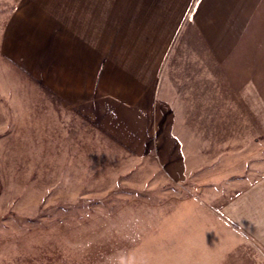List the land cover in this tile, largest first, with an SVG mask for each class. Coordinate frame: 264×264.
<instances>
[{
	"label": "rangeland",
	"instance_id": "obj_1",
	"mask_svg": "<svg viewBox=\"0 0 264 264\" xmlns=\"http://www.w3.org/2000/svg\"><path fill=\"white\" fill-rule=\"evenodd\" d=\"M60 2L0 0V264H264L226 214L264 177V31H250L264 14H243L241 47L217 55L191 12L148 113L68 111L11 58Z\"/></svg>",
	"mask_w": 264,
	"mask_h": 264
},
{
	"label": "crops",
	"instance_id": "obj_2",
	"mask_svg": "<svg viewBox=\"0 0 264 264\" xmlns=\"http://www.w3.org/2000/svg\"><path fill=\"white\" fill-rule=\"evenodd\" d=\"M149 3L147 6L144 1L137 4L129 0H61L58 14L40 15L43 39L32 44L27 38L31 28L25 25L29 21L18 15L16 37L22 40L24 31L27 40L25 49L20 46L11 58L23 62L61 109L70 111L95 101H108L144 114L154 107L172 39L191 12L194 17L206 16L203 43L207 48L218 47L217 55L224 52L222 47H241L243 14H264V0ZM213 31L215 37L211 38ZM250 31L263 32L264 26H252ZM192 77V73L186 74V78ZM236 198L234 215L226 214L264 247V177Z\"/></svg>",
	"mask_w": 264,
	"mask_h": 264
}]
</instances>
